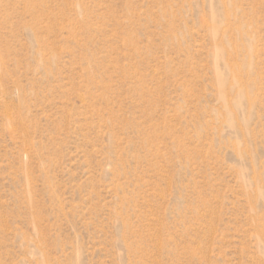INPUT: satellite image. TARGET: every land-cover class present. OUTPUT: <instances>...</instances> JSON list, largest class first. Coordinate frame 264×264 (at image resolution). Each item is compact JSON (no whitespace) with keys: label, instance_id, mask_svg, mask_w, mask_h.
<instances>
[{"label":"rangeland","instance_id":"rangeland-1","mask_svg":"<svg viewBox=\"0 0 264 264\" xmlns=\"http://www.w3.org/2000/svg\"><path fill=\"white\" fill-rule=\"evenodd\" d=\"M0 264H264V0H0Z\"/></svg>","mask_w":264,"mask_h":264}]
</instances>
